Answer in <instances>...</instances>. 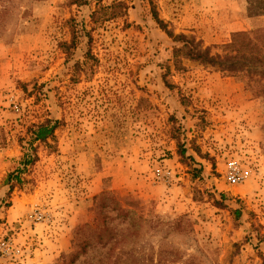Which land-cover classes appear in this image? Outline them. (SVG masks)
<instances>
[{
  "label": "rangeland",
  "instance_id": "obj_1",
  "mask_svg": "<svg viewBox=\"0 0 264 264\" xmlns=\"http://www.w3.org/2000/svg\"><path fill=\"white\" fill-rule=\"evenodd\" d=\"M86 1L0 0V264H264V99L198 62L178 69L166 32L222 53L233 32H264V4L123 0L125 17L93 28L91 12L116 0ZM71 18L92 34L91 59L87 38L69 61L59 47ZM47 118L54 138L33 143L37 159L10 191L28 127ZM233 163L242 182L229 180ZM83 224L107 231L86 230L71 261Z\"/></svg>",
  "mask_w": 264,
  "mask_h": 264
},
{
  "label": "trees",
  "instance_id": "obj_2",
  "mask_svg": "<svg viewBox=\"0 0 264 264\" xmlns=\"http://www.w3.org/2000/svg\"><path fill=\"white\" fill-rule=\"evenodd\" d=\"M259 4H264V0H258ZM86 0H73L74 4L85 5ZM129 5L123 1H115L111 5L98 4L97 9L92 11L89 15V25H93V28L99 27L109 20H117L119 18L125 17L127 15ZM254 3H250L249 14L259 15L253 11ZM156 20L162 24L158 15L155 13ZM71 33L70 41H62L59 43L60 49L66 54L67 61H69L74 54V50L77 48L78 44L81 42L82 38H87V49L84 52L85 58L91 59L93 55L91 54L90 43L92 42V34L87 31L85 21L81 23L76 21L75 18H71L68 22ZM164 29L165 26H163ZM167 34L173 38V40L178 43L175 45L173 50V57L175 65L178 69H183L182 61L183 59L192 60L198 62L199 64L207 67L214 68L215 70L222 73L224 76H232L237 78L239 81L244 82L247 89L254 92L258 97L264 99V32L254 33L247 30L233 32L231 35L230 42L223 46L222 53H213L211 47H205L201 40H197L195 36L186 35L184 33L175 34L173 31L167 30ZM95 59V58H93ZM86 64V63H84ZM83 64V65H84ZM78 63H75L72 67V73L75 81H77V73L81 70H77ZM58 128V121L47 118L41 122L31 124L27 133L30 137L29 148L23 155L21 159V164L23 168L19 169L16 174L12 173L7 179V183L10 184L13 179H20V173L27 170L28 166L33 164L36 159V147L34 142H45L49 139L54 138V133ZM178 131L181 129L180 126L176 128ZM176 138V137H175ZM191 148L194 149L199 155L201 154L200 147L196 146L194 140L191 141ZM178 155L183 163L195 162L194 156L189 154V148L186 142H181L178 138L177 140ZM205 157V156H203ZM203 166L199 165L197 172L202 173ZM14 187V184H10V191ZM222 198H225V194H221ZM106 197H98L97 210L99 211V218L97 222H106V216L104 214V207L106 203L104 202ZM116 206L111 209H116L118 215L126 218L130 214H134L136 217L137 213L124 206H119L117 202ZM1 207V206H0ZM103 217V218H102ZM141 218V217H140ZM86 230H90L92 235H96L98 240H102L103 231L107 229H100L99 226L93 228L90 224H83L77 228L75 235L77 251L70 254L71 261H74L79 257L80 252L84 251L85 247L90 243L89 236H85Z\"/></svg>",
  "mask_w": 264,
  "mask_h": 264
},
{
  "label": "built area",
  "instance_id": "obj_3",
  "mask_svg": "<svg viewBox=\"0 0 264 264\" xmlns=\"http://www.w3.org/2000/svg\"><path fill=\"white\" fill-rule=\"evenodd\" d=\"M245 178V175L239 171V168L235 163H233V174L229 175L230 182L238 183L242 182Z\"/></svg>",
  "mask_w": 264,
  "mask_h": 264
}]
</instances>
